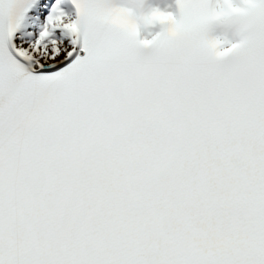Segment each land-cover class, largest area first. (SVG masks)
Instances as JSON below:
<instances>
[{
	"label": "snow or ice",
	"instance_id": "snow-or-ice-1",
	"mask_svg": "<svg viewBox=\"0 0 264 264\" xmlns=\"http://www.w3.org/2000/svg\"><path fill=\"white\" fill-rule=\"evenodd\" d=\"M0 264H264V0H0Z\"/></svg>",
	"mask_w": 264,
	"mask_h": 264
}]
</instances>
